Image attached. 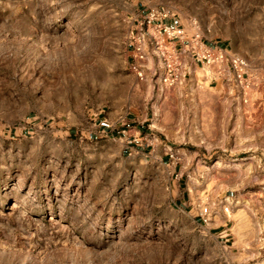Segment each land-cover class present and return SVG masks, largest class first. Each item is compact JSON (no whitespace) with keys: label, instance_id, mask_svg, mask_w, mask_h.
<instances>
[{"label":"rangeland","instance_id":"374dc122","mask_svg":"<svg viewBox=\"0 0 264 264\" xmlns=\"http://www.w3.org/2000/svg\"><path fill=\"white\" fill-rule=\"evenodd\" d=\"M149 8L249 73L264 55V0H0V264H264V123L236 151L203 144L224 130L184 120L152 50L142 79L129 66ZM136 123L154 151L118 132Z\"/></svg>","mask_w":264,"mask_h":264},{"label":"crops","instance_id":"0c3cea01","mask_svg":"<svg viewBox=\"0 0 264 264\" xmlns=\"http://www.w3.org/2000/svg\"><path fill=\"white\" fill-rule=\"evenodd\" d=\"M223 45L224 44L221 46ZM178 46L182 47L181 44H178ZM226 47L228 46L226 45ZM184 60V75L181 80L175 84L184 97L183 102L180 103V110L184 120L189 119V125L192 127L196 125V129L200 132H202V125L205 122L208 124L209 120H215V125H217L218 129L222 128L225 135L222 138L221 136H216V138L209 142L204 138L203 144L214 142L212 143L213 146L215 145L222 149L229 148L233 151L240 149L245 145L244 142L241 143V140L245 138L243 127L248 125L254 118L264 123V55L260 58V62L254 71L251 70L252 73H249V68L248 82L250 80L251 84L249 83L250 86L248 87L240 86L236 83L230 73H227L224 77H217L204 73V71L199 68L198 63L188 53L185 55ZM150 70L153 74L157 73L160 79V63L156 57L155 62L151 64ZM162 85L164 84L162 83ZM249 88H251L250 93L251 95L253 94V96L246 99L247 90ZM156 109L158 111L156 112V114L158 113V118L161 116L159 105H156ZM154 119L155 117L153 120ZM192 119L194 121H192ZM129 120L130 119L124 118L117 122V125H119V127L126 126ZM153 120L152 125H154ZM157 125H160L159 120ZM228 125H235L233 130L237 132L235 135L232 136L227 134ZM105 126L106 124H103V122L99 124V128L101 129H105ZM131 126H128L127 129L123 127L118 130V132H123L128 140L133 141V146L136 149L154 151L155 146L158 145V139L151 136L150 132L143 130V126L138 123ZM114 129L115 128L112 127L111 132H113ZM147 138L150 139V143L144 141V139ZM168 142L155 150L163 163L169 161V152L173 147L171 142Z\"/></svg>","mask_w":264,"mask_h":264},{"label":"built area","instance_id":"2783aa9c","mask_svg":"<svg viewBox=\"0 0 264 264\" xmlns=\"http://www.w3.org/2000/svg\"><path fill=\"white\" fill-rule=\"evenodd\" d=\"M167 18L166 10L149 8L135 23V31L130 35L129 66L138 78L144 77L143 64L147 60L148 50H152L160 63V80L167 87L174 86L183 77L187 53L204 73L217 77L230 73L240 86H249L250 65L246 57L208 41L196 21L187 27L171 23ZM144 141L150 143L148 138ZM203 219L206 221L207 217L203 215Z\"/></svg>","mask_w":264,"mask_h":264},{"label":"bare ground","instance_id":"6f19581e","mask_svg":"<svg viewBox=\"0 0 264 264\" xmlns=\"http://www.w3.org/2000/svg\"><path fill=\"white\" fill-rule=\"evenodd\" d=\"M155 104H156V103H155ZM154 111H155L154 114L157 115L156 112H158V111H157V109H156V105L154 106ZM155 115H154V116H155ZM153 124H154L155 126L157 125V120H156V118L153 120Z\"/></svg>","mask_w":264,"mask_h":264}]
</instances>
